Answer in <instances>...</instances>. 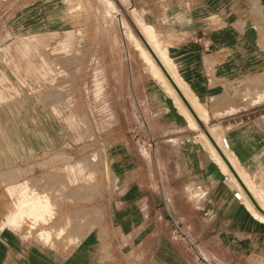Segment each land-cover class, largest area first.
I'll list each match as a JSON object with an SVG mask.
<instances>
[{
	"label": "crops",
	"instance_id": "crops-1",
	"mask_svg": "<svg viewBox=\"0 0 264 264\" xmlns=\"http://www.w3.org/2000/svg\"><path fill=\"white\" fill-rule=\"evenodd\" d=\"M166 2L160 13L149 8L143 18L158 30L182 85L200 102V114L190 105L202 124L191 127L157 80L141 83L133 76L127 95L116 93L117 116L133 119L132 138L108 148L112 190L93 215L87 200L79 195L76 201L75 189L51 183L65 180L56 173L69 147L61 141L57 108L21 95L18 123L10 116L12 100L0 98V264H264V221L236 200L235 192L247 193L239 183V189L224 183L226 172L201 138L209 133L233 166L219 139L223 133L264 198V100L242 107L229 100L236 85L246 90L249 81H264V0ZM24 12L0 15V40L15 28L37 25V16ZM32 164L41 171L28 173ZM31 187L53 205L39 203L43 219L31 217L28 206L18 209L22 190ZM14 194L19 198L12 203ZM170 218L195 248L174 240Z\"/></svg>",
	"mask_w": 264,
	"mask_h": 264
},
{
	"label": "rangeland",
	"instance_id": "rangeland-1",
	"mask_svg": "<svg viewBox=\"0 0 264 264\" xmlns=\"http://www.w3.org/2000/svg\"><path fill=\"white\" fill-rule=\"evenodd\" d=\"M12 1L6 0V6L0 5V15L11 16L22 10L24 16H37L38 23L27 30L15 28L13 33L6 32L1 38L0 98L12 100L10 116L18 123L19 112L15 107L18 102L15 100L21 95L45 98L48 100L46 106L57 108L61 141L69 144L61 156L73 159L65 158L60 162V170H54L56 176L65 180L51 181V177L49 180L54 186L59 184L61 190L65 187L75 189L76 201L79 195L80 201L87 200V211L94 215L98 213L100 201L112 190L107 150L120 141L130 142L132 138L133 119L117 116L116 93L124 90L126 96L133 76L139 77L141 83L156 80L150 66L131 44L123 19L139 37L135 15L145 22L143 17L148 15L149 8L160 13L167 2L22 0L10 7ZM2 23L0 21V27ZM152 27L157 42L163 47L164 41L160 42L158 30ZM117 78H122L120 83ZM232 91L229 100L237 107L254 105L264 100V94H261L264 93V81L253 79L246 90L243 85H236ZM130 105L125 97V109H130ZM223 137L220 133L219 139ZM37 171H41L39 165H28V173ZM29 183L35 184L34 181ZM16 195H11L12 203L18 201ZM36 195L35 188L31 187L29 192L27 188L23 189L18 209L20 206H28L29 210L36 207L34 200L24 204L28 197L35 198Z\"/></svg>",
	"mask_w": 264,
	"mask_h": 264
},
{
	"label": "bare ground",
	"instance_id": "bare-ground-1",
	"mask_svg": "<svg viewBox=\"0 0 264 264\" xmlns=\"http://www.w3.org/2000/svg\"><path fill=\"white\" fill-rule=\"evenodd\" d=\"M135 16H136L135 20L137 22L136 24L139 25L138 26L140 29L139 32L147 40V42L149 43V45L151 46V48L155 52L158 59L161 61V63L165 67V69L168 71V73L170 74L172 79L175 81V83L177 84V86L179 87V89L181 90V92L183 93L185 98L187 99V101H189V104H191L197 110V112H199V114L201 112H203V108H202L200 102L197 101V99L195 98V95L191 92V90H189L187 87H184L182 85V81L180 80L179 76L175 72L171 60L168 58V56L165 54V52L162 50L161 46L157 42L155 29L152 26H149L148 24H146L140 17H138V15H135ZM123 21L126 24L127 34H128V38H129L131 44L135 47L136 51H138L140 53V56L143 58V60L150 66L154 78L158 82H160L168 90V94H170L172 96L173 101L175 102V106H177L178 109L180 110L181 114L185 115V117L189 120L191 127L197 128L196 118L192 116L193 115L192 113H191L192 115L190 114L191 111L190 110H189L190 112L188 111L189 108L187 107V105L185 104L183 99L180 97V95L178 94V92L176 91L174 86L171 84V82L169 81V79L167 78V76L165 75V73L163 72V70L161 69L159 64L157 63V61L154 59V57L152 56V54L150 53L148 48L145 46V44L142 42V40L133 32L132 28L128 25L127 21L125 19H123ZM201 119L208 121L209 118L201 117ZM202 138H203L204 144L206 145V149L208 150L210 155L221 164L224 172H226L228 175H230L232 177V182H234L235 185L238 186V189L241 188L242 186L241 187L239 186V184H240L239 180L231 172L229 167H227L226 162H224L225 160L223 158H221L222 156L220 155L218 150L215 148V146L213 145V143L211 142L209 137H208L209 141H208L207 137L205 136V134H202ZM223 148H224V152L226 153V155L229 157V159L232 160L233 166L237 170L238 176L239 177L241 176L243 178V180L246 182V184L249 186V189L246 187L247 190L249 191V193L251 194L253 199L264 210V198L259 195L258 191H256L255 188L251 187V184H250L249 180L247 179V176L245 174H243V172L241 171V169L237 165L236 160L232 157L231 152L229 150H226L225 147H223ZM241 181H242V179H241ZM251 192L253 193V195ZM243 194H244V198H245L244 202L246 204H248V206H250V211L252 212V214L256 218L264 221V214L260 213V211L256 208L255 204L253 203V201L251 200L250 197H249L250 199H248V197H247L248 194L247 195L245 193H243ZM33 200L35 201L36 207H34L30 210L29 215L31 217H36V215H38V217H39V212H38L39 211V203L42 201L44 204H46L47 207H49L50 201L47 198L43 199V198H38V197H35V198L28 197L27 202H25L24 204L28 205ZM36 219H38V220L43 219V217L42 218L36 217Z\"/></svg>",
	"mask_w": 264,
	"mask_h": 264
},
{
	"label": "water",
	"instance_id": "water-1",
	"mask_svg": "<svg viewBox=\"0 0 264 264\" xmlns=\"http://www.w3.org/2000/svg\"><path fill=\"white\" fill-rule=\"evenodd\" d=\"M138 34H139V38L142 40V42L145 44V46L148 48V50L150 51V53L152 54V56L154 57V59L157 61V63L159 64V66L161 67V69L163 70V72L165 73V75L167 76V78L169 79V81L171 82V84L174 86V88L176 89V91L178 92V94L180 95V97L183 99V101L185 102V104L187 105V107L189 108V110L191 111V113L193 114V116L196 118V120L199 122V124H202V122L200 121L199 117L197 116V114L195 113L194 109L192 108V106L189 104V102L187 101V99L185 98V96L183 95V93L181 92V90L179 89V87L177 86V84L175 83V81L172 79V77L170 76V74L168 73V71L165 69V67L163 66V64L161 63V61L158 59V57L156 56L155 52L153 51V49L151 48V46L149 45V43L147 42V40L144 38V36L139 32L138 30ZM207 137H209V139L211 140V142L213 143V145L215 146V148L218 150V152L220 153V155L222 156V158L225 160L227 166L229 167V169L231 170V172L235 175V177L239 180L242 188L247 192V194L249 195V197L251 198V200L253 201V203L255 204L256 208L262 213L264 214V210L259 206V204L253 199V197L251 196V194L249 193V191L247 190L246 186L244 185V183L241 181L240 177L238 176L237 172L235 171V169L233 168V166L230 164V162L226 159V157L224 156V154L222 153V151L220 150L219 146L217 145V143L214 141V139L212 138V136L209 133H206Z\"/></svg>",
	"mask_w": 264,
	"mask_h": 264
},
{
	"label": "built area",
	"instance_id": "built-area-1",
	"mask_svg": "<svg viewBox=\"0 0 264 264\" xmlns=\"http://www.w3.org/2000/svg\"><path fill=\"white\" fill-rule=\"evenodd\" d=\"M208 48V47H207ZM222 144L224 145L226 150H231V143L229 141L228 138L223 137L222 138ZM232 181V177L230 175H226L224 177V183H228ZM234 197L236 198L237 201L239 202H244L245 198H244V194L243 191H238L234 193ZM171 221H173L174 224V230H173V238L175 241H180V240H184L187 241L188 244L192 247L195 248L196 244L194 242H192L190 236L188 235L187 232L183 231V229L180 226V222L177 219H173L170 218Z\"/></svg>",
	"mask_w": 264,
	"mask_h": 264
}]
</instances>
